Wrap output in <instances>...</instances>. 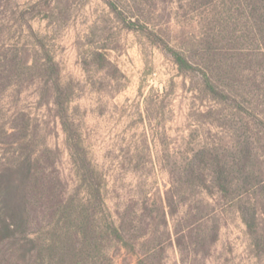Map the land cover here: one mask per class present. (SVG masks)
Listing matches in <instances>:
<instances>
[{
    "label": "rangeland",
    "instance_id": "374dc122",
    "mask_svg": "<svg viewBox=\"0 0 264 264\" xmlns=\"http://www.w3.org/2000/svg\"><path fill=\"white\" fill-rule=\"evenodd\" d=\"M0 176L4 264H264V0H0Z\"/></svg>",
    "mask_w": 264,
    "mask_h": 264
},
{
    "label": "trees",
    "instance_id": "16d2710c",
    "mask_svg": "<svg viewBox=\"0 0 264 264\" xmlns=\"http://www.w3.org/2000/svg\"><path fill=\"white\" fill-rule=\"evenodd\" d=\"M175 62L182 68L185 69L189 66L188 61L181 55L175 53L174 54ZM210 85V84H209ZM210 88L215 92V87L210 85ZM220 171L221 175L224 174V169L221 168ZM13 180H9L6 176H0V264H4V262L11 260L15 254L12 251H15L16 245L15 242H18V238L20 235H25L26 239L29 232H28V224L29 219L26 217V189L27 186L31 188V191H41L44 190V186H41V183H34L22 184L24 186V190L20 193L18 190V186L15 187ZM218 185L220 191L224 194H229L231 192V186L227 184L225 179L221 177L218 180ZM259 209L253 208L251 211H242V219L245 225L248 228V231L252 236L256 239L258 238L259 234V216H260ZM113 234L118 239H122L120 234V229L114 227ZM262 237V236H261ZM259 237L260 242L262 238ZM28 241L37 246V242L34 239H28ZM14 242V243H13ZM21 250V248H19ZM12 252V254H11ZM34 256V255H33ZM15 257V256H14ZM26 255L21 258L22 261L30 263V259H24ZM33 259L32 256H30ZM9 264V263H8Z\"/></svg>",
    "mask_w": 264,
    "mask_h": 264
}]
</instances>
